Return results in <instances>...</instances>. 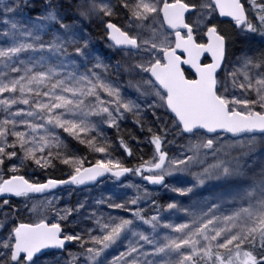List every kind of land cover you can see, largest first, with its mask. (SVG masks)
Returning a JSON list of instances; mask_svg holds the SVG:
<instances>
[{
  "label": "snow or ice",
  "instance_id": "1",
  "mask_svg": "<svg viewBox=\"0 0 264 264\" xmlns=\"http://www.w3.org/2000/svg\"><path fill=\"white\" fill-rule=\"evenodd\" d=\"M0 25V264H264V0H0ZM177 36L201 46L203 74ZM168 50L204 110L162 86ZM128 174L142 185L121 187ZM105 175L113 195L44 202L50 216L12 204Z\"/></svg>",
  "mask_w": 264,
  "mask_h": 264
},
{
  "label": "rangeland",
  "instance_id": "2",
  "mask_svg": "<svg viewBox=\"0 0 264 264\" xmlns=\"http://www.w3.org/2000/svg\"><path fill=\"white\" fill-rule=\"evenodd\" d=\"M202 2L206 3L207 0H202ZM40 6L37 5V7H40ZM89 26L92 27L94 25H89ZM0 29H2V25H0ZM108 52H109V49L107 47H104L103 49L100 50V52H97V54L107 55ZM117 58H114L112 62L114 63L115 59H117ZM105 62L107 63V61H105ZM239 70L243 71V69H239ZM129 79H131V77H129L127 74H125L124 78L122 80H120V84H121L122 88L124 89L126 95L135 98V95H136L135 90L133 88L129 87L127 84V81ZM125 130L131 131L134 136H136L140 140L144 141L143 143L138 144L136 142V140H131L130 143L134 147V149L138 148V149H144L145 151H147L149 146H148L147 139H145V137L147 135L146 130L141 131L140 127L138 125H135L131 118H129L128 120L124 121L121 124V132L127 137L129 135V133ZM105 131L107 132L108 136L112 137L113 139L116 137V130L115 129L108 131L107 127H105ZM74 145H75V142H74ZM234 147L236 149L235 151H232V155H234V156L237 155L239 152L243 151V149L239 145H236ZM230 151H231V149H230ZM121 154H122L121 150H118L115 153V155H117V156H121ZM134 154L140 155L139 152H137V153L134 152ZM114 183L115 182H113L111 180L109 181L108 179H106L105 181L98 184V186H99L98 189H95V190L89 191V192L87 191V189H80V190L67 189L66 191H64L62 193L57 192V193H53V194H50L48 196H43V197H34V196H29L30 198L17 197L16 199H12V204L14 206H18L20 208H27L29 210H31L33 208V205H36V210L31 212V218L36 219L37 215H40V214H46L49 216L51 215V210L49 208H47V206L44 202H50V204L52 206L58 207V208H63L65 205L72 206L78 200H83L84 198H87L88 202L91 203L94 198H99L102 195H104L106 198L113 195V193L111 192V186ZM130 184L142 185V181L139 182L136 179L129 177L127 181H122L121 187H123L124 185H130ZM140 190L143 191V186L141 187ZM149 190L153 193V198H156V194L158 193L159 199H161V200H167L170 195H173V193L167 192L166 190L160 189V188H152L149 186ZM135 192H136L135 189L129 188V191L127 194L129 196H133V195H135ZM53 196L59 197V199L54 200L52 198ZM71 199L73 202H70ZM141 206H143V204ZM107 210L108 209L105 208V211H107ZM29 214L30 213L28 211H24L20 215H22L24 220L27 221ZM4 220H5L4 215L2 213H0V223L4 222Z\"/></svg>",
  "mask_w": 264,
  "mask_h": 264
},
{
  "label": "water",
  "instance_id": "3",
  "mask_svg": "<svg viewBox=\"0 0 264 264\" xmlns=\"http://www.w3.org/2000/svg\"><path fill=\"white\" fill-rule=\"evenodd\" d=\"M173 47L182 48L185 50V64L191 65L194 69L200 71L202 74L205 72V69H203L199 64L202 48L200 45H197L191 39V37H189L188 39H181L179 36H177ZM165 55L167 57V61L163 64L161 63L156 65L154 69L156 76L162 82V86H169L172 89L174 99L178 103H181L189 113H198L204 110L206 108L205 98L200 94L198 88L194 87L188 81L184 80L185 73L181 69V57L177 55L173 50L166 51ZM108 178L111 177L109 175H105L104 177L98 179L96 182H88V185L84 187L68 186L64 187L63 189L90 188ZM29 195L34 197H43L49 195V193H32Z\"/></svg>",
  "mask_w": 264,
  "mask_h": 264
},
{
  "label": "trees",
  "instance_id": "4",
  "mask_svg": "<svg viewBox=\"0 0 264 264\" xmlns=\"http://www.w3.org/2000/svg\"><path fill=\"white\" fill-rule=\"evenodd\" d=\"M43 3H44V0H36V4L38 6L42 5ZM87 30H88V32H90L92 34L93 44L95 46L96 52H100L101 49H103L104 47H107L105 41L102 39V36H103V30L102 29L97 30L96 26L94 25L92 27L88 26V29ZM72 143L74 145V141ZM76 147H83V146L82 145H76ZM126 163H128L129 166H132V165H135L136 164V161H135V159H132V160L126 161ZM129 177L130 178H134V179H136L139 182L141 181V179H140L139 176H132L131 174H129ZM111 181L115 182L114 180H111ZM98 188H99V186L97 185L94 188H88L87 191L88 192L89 191H93V190L98 189ZM66 190L67 189L62 190V191H60L58 193H62L64 191H66ZM72 190H75V189H72ZM16 198L17 197L12 198V199H16ZM70 202H73L72 199L70 200Z\"/></svg>",
  "mask_w": 264,
  "mask_h": 264
}]
</instances>
